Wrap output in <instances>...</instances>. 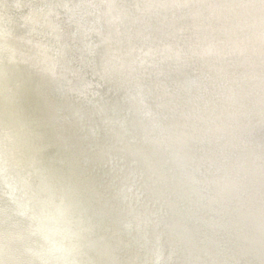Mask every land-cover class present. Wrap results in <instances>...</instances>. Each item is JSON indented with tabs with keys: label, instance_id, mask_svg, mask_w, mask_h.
<instances>
[{
	"label": "bare ground",
	"instance_id": "bare-ground-1",
	"mask_svg": "<svg viewBox=\"0 0 264 264\" xmlns=\"http://www.w3.org/2000/svg\"><path fill=\"white\" fill-rule=\"evenodd\" d=\"M56 1L0 0V77L12 72L21 79L1 97L16 125L24 124L25 107L32 129L13 126L9 140L20 139L16 167L35 163L17 178L16 203L0 202V264H170L178 245L166 240L165 223L175 218L186 230L204 204L219 219L207 221V229L221 228L204 248L208 257L223 255L217 237L231 235L244 248L229 264L264 262V0H219L221 10L207 0H99L121 17L125 37L109 49L84 39L77 51L64 38L68 20L59 14L70 5ZM78 51L84 64L74 63ZM90 64L110 67L112 101L83 75ZM173 65L181 68L178 81L170 79ZM147 71L156 77L148 93ZM169 85L183 111L162 103ZM191 85L196 91L185 97L181 90ZM147 117L154 119V140L167 144L162 155L131 129ZM146 180L162 197L149 193ZM179 186L187 193L178 194ZM8 248L17 252L8 256ZM193 252L186 250L185 262Z\"/></svg>",
	"mask_w": 264,
	"mask_h": 264
},
{
	"label": "rangeland",
	"instance_id": "rangeland-1",
	"mask_svg": "<svg viewBox=\"0 0 264 264\" xmlns=\"http://www.w3.org/2000/svg\"><path fill=\"white\" fill-rule=\"evenodd\" d=\"M63 1L70 5L69 10L67 12L64 8V10H61V9L59 10L60 11L59 14H61L60 16L63 19V21L68 20V23L66 22L64 24V27H65L64 38L67 39L69 43H72V44H69L71 49L74 48V50L77 51L78 46H79V42L83 41L84 39H87L88 41H90L92 43V45L94 44V46L96 45L97 47H100V48L102 47L105 49H109L110 47L108 45H110L111 43L116 45L117 43H119L123 39V37H125V30H124L123 25H122L123 23H122L121 17L117 14V12H115L113 10H108V9L105 10L102 7V4L99 0H59L56 2L61 4V3H63ZM207 2H208V4L209 3L210 4L215 3L219 10L223 9V7H224V6H222V4L219 0H207ZM250 22H251V20L247 21V24ZM224 23H226V22H224ZM220 24L225 25V24H223V22L219 23V25ZM148 25L149 24H147V26ZM144 26H146V25H144L142 23L140 25H138L137 26L138 27L137 32L144 29ZM151 30H153V29L151 28ZM176 32H178V31H176ZM243 34L245 35V33H243ZM246 34H249V33L247 32ZM73 35H74V37H73ZM151 35H154V34H151ZM180 35H182V33ZM247 37H248L247 43L253 42L254 38L252 36L248 35ZM180 39L181 38H178L177 42L175 43L176 47H177V45L178 46L183 45L182 42L180 41ZM175 50L180 55L182 54V52L180 51V49L178 47ZM113 54H115V52H113ZM209 55H211V53H209ZM85 61H86L85 57L82 54H79V51H78V55L76 56L74 63L76 65L84 64ZM128 63L130 65H132V63H130V62H128ZM221 63H223L225 65L224 66L225 67L224 68V72H225L224 74L226 75V77H228L229 72H230L229 69H227L228 65L225 64L224 62H221ZM97 64H99V63L97 62ZM95 66H96L95 64L87 65L86 66L87 69L85 68V70L83 71V75L86 76L88 79H90L94 83V85L92 86V89L94 91H97L100 94H104V96L107 97L109 99V101L110 100L112 101L111 93H108L109 92L108 88H110L109 83L112 82V81H110V79L108 80V77L110 78L112 75L111 69H109L110 67L109 68L106 67L105 64H103V66L100 64V68H98V66L97 67H95ZM179 66L180 65H178V66L173 65V67L169 69V75L171 76L170 79H174L177 81L179 80V76L177 74V72L181 71V68ZM188 68H190V66L187 67V71L189 74L191 73V74H194L192 76H198V73L194 67L191 66L190 69H188ZM147 72H148V75L150 74V76H148L147 79L153 80V82L150 81L151 83H153V85L150 86V89H146L145 87L143 89L144 92L148 93V91L151 92L152 88L155 85L154 84L155 83L154 78H153L155 76H152L153 74H155V72L154 71H147ZM158 75L160 76L159 73H158ZM142 76L144 77L143 74H142ZM196 82H197L196 85H198V83L200 82L198 78H197ZM97 83H101V84H97ZM191 83L192 82H190L189 85ZM188 87H186L187 93L184 92L183 90H181V92L183 93V95L185 97L190 94L192 89H194L196 91L195 85H191L189 88ZM166 89L168 90V92H171V93H169L170 97L166 98L168 102L166 100H163L162 103H165V105H170L173 107L177 106L179 108V110L183 111L185 108H184V106H182V104H184V103L181 100V98H179V100H178V94L174 90L173 85L167 86ZM134 90H132V91H134V93L137 96L142 95V93H140L137 89H134ZM196 93L199 96V92H196ZM216 96L218 97V94H216ZM188 99H190V98H188ZM216 99L218 100L219 98H216ZM115 100L116 99L113 100L114 103H115ZM152 102L155 104L154 100H152L151 103L149 101V103L151 105H152ZM158 106H159V104H158V102H156V111H157L156 113L160 114L161 110L159 109L160 107H158ZM152 120H154L152 117L141 118L142 124L140 122H139L140 125L138 124L139 125L138 128L140 131L137 129V127L134 124L131 126V129L133 130L136 137H140L142 141L146 142V140L152 139V141H154V143L150 142V143H152L151 147H150L151 152L152 153L157 152L158 154L162 155V152L167 147V144H166V142H164L166 144V147H165L163 141H161L159 143L158 140L157 141L154 140V138L152 136V132H151L154 129V127H152V124H150L152 122ZM172 122H174V121L172 120ZM134 128H136V129H134ZM149 170L150 171L153 170L152 165L149 166ZM152 174H154V173H152ZM147 176L152 177L151 175H148V174H147ZM175 180L178 181L179 183L181 182V179H175ZM162 182L165 183L164 181H162ZM142 183L144 184L145 188L150 190L149 191L150 194L154 195V197L156 196L155 199L159 198L160 196L162 197V193L160 191H157V193H155V191L150 189L151 187H149L147 180L145 182H142ZM166 186L168 187V185H166ZM182 188H183V186H182ZM173 190L175 191V189H173ZM174 191L170 192V194L173 195V193H175ZM177 191H178L177 192L178 194L187 193L184 190V188L181 189L180 186L178 187ZM180 192H183V193H180ZM188 198L190 201V199L192 198L191 195L188 194ZM178 203H179V205H181V196L179 197ZM177 206H178V204H177ZM207 207H209V209H206ZM202 210L203 211L196 213L197 215L195 214L194 217H192V220L188 219L190 221L189 222L190 225H189V228H187L186 230H184L181 227H177L179 224H175V221H174L175 218L172 220V222H166L165 223L166 225H170V229L169 228L164 229L165 234H168L170 237V238L168 237L166 240H168L170 243L172 242V244H174V245H178V246L172 247V257L174 255H176L174 257L177 260H175L173 263H170V264H193L195 262L190 259L191 257L194 258L198 264H229L231 261V257L236 256V252L238 251V247L240 245H238V243H236L234 241V239L232 240V238H230L231 235L230 236L228 235L229 237H227V236L217 237L218 238L217 241L221 242L223 244V247H222L223 255H221L220 253H217V252L209 251V253H211L212 256L208 257V254H206V252L208 253V250L210 248H207V249H204V248L207 247V245L209 243L208 240L212 241V238L216 237L218 232H220L219 230H221V228L218 227V229H219L218 232H217V229L210 228L208 230L207 226H206L207 223L208 222L214 223L215 221L218 223L219 219H218V217L216 219L213 216V212H212L213 209H211L210 206H208L207 204L203 205ZM206 210L208 212H206ZM201 222H206V224L202 223L203 228H204L203 230H202V228H200ZM209 223H208V225H209ZM167 231H170V232H167ZM172 231H174V233H176L178 235V236L176 235L177 237H179L177 241H174V235L175 234L171 233ZM193 232L196 234L197 238L198 237L202 238L203 241L202 242L194 241L191 237V234ZM222 232H224V231H222ZM206 234L208 236H206ZM200 235H203V237H201ZM166 237H167V235H166ZM191 240L195 244L194 246L191 245L192 244ZM240 247L244 248L243 246H240ZM192 248H194V250L196 251V253L193 252V254H196V257L194 255H190L187 257L186 262H185L184 257L186 255L185 254L186 250L190 252V250H192ZM202 248L204 249V253H203ZM187 255H188V252H187ZM253 261H256V258H250L249 261H244L243 263H239L240 261H238V262L235 261L234 264H253ZM256 262H259V264H264V262L261 260H257Z\"/></svg>",
	"mask_w": 264,
	"mask_h": 264
},
{
	"label": "water",
	"instance_id": "water-1",
	"mask_svg": "<svg viewBox=\"0 0 264 264\" xmlns=\"http://www.w3.org/2000/svg\"><path fill=\"white\" fill-rule=\"evenodd\" d=\"M4 3L5 6V2L2 1ZM7 5L10 7V5L7 3ZM0 8L2 9V6L0 5ZM0 9V11H1ZM5 10H2V14ZM6 15V14H5ZM17 15V14H16ZM18 18V15H17ZM19 20V18H18ZM20 22V20H19ZM20 78L19 76H17L16 74L13 75V73L11 72L10 74L7 75V77H0V181L2 182L3 185H5V189H2L0 191V202H4L5 200L7 201L8 199L12 200L10 202V204H12L13 206V200L16 199L15 194L17 193L19 196L21 195L20 193H18V189H19V183L17 178H20L22 176H24L23 173H26V171L30 170L29 168L27 169L28 166H32L35 164L33 161L31 162L32 165L30 163H28L26 166H20L22 169H20L19 167L15 166V161L17 159V154L20 156H22L21 151H18L21 148V143H20V139L18 140H9L10 139V135H11V130L13 129V126L15 127L14 129H19V131H22L24 133H32V129L28 128V124H25L26 122V118L24 116V112H25V107H22V109L20 108L21 112H20V116L22 118V122H24V124L22 125H16L13 119V114L14 112L11 113V107L9 106L10 103H4L1 97V94H4L3 92L5 90H9V92L14 88L17 87V84H21L20 83ZM23 80H22V85H23ZM2 89V90H1ZM21 94H22V87H21ZM24 94H22V101L24 103ZM16 104L18 105V103L16 102ZM31 110L32 107L30 106ZM19 111V110H18ZM39 113V110L35 109V112ZM16 114V113H15ZM14 114V115H15ZM33 114V112H32ZM40 115V114H39ZM38 116V115H37ZM13 121V124H12ZM34 128V126H33ZM13 129V130H14ZM8 139V140H7ZM18 163H22V161L20 162L19 160H17ZM24 163V162H23ZM13 166L15 168H13ZM32 172V170H31ZM28 173L29 177L32 176L31 174ZM34 174V173H33ZM35 175V174H34ZM17 200H15L16 203ZM17 250L14 249H10L8 248V251H6V255H12V253H16ZM21 252V251H20ZM19 253V252H18ZM7 257V256H6ZM23 259L26 260L27 256H23ZM15 263H11V264H18L17 260H14ZM25 264H32L31 262H26Z\"/></svg>",
	"mask_w": 264,
	"mask_h": 264
}]
</instances>
